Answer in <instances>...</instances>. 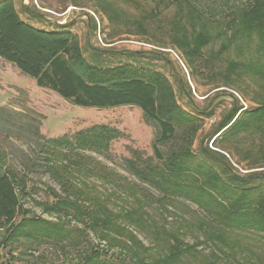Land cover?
I'll return each mask as SVG.
<instances>
[{
    "label": "rangeland",
    "instance_id": "1",
    "mask_svg": "<svg viewBox=\"0 0 264 264\" xmlns=\"http://www.w3.org/2000/svg\"><path fill=\"white\" fill-rule=\"evenodd\" d=\"M14 1L21 17L36 26L57 29L69 25L67 30L76 34L83 55L94 64L142 65L166 77V89L172 92V99L168 97L166 102L174 100L197 118L193 129L178 126L176 136L161 146L166 155L187 148L200 158L204 148L221 152L230 164L227 170H218L227 180L230 174L246 175L264 169L260 167L264 165V136L249 130L228 140L226 132L215 141L221 133L215 134L221 124L228 119L230 126L244 112L259 108L264 96V81L257 73L241 65L232 66L245 59L238 48L240 44L248 47L246 35L237 41L231 31L227 34L230 37L222 31L219 36L210 35L219 33L225 25L210 26L207 32H202L201 23L188 13H179L170 0ZM193 1L211 18L223 14L230 2L236 5L245 2ZM29 9L41 14L42 19L30 17ZM260 56L263 57L254 51L251 57L255 60ZM97 124H106L120 135L112 139L108 148L93 144L81 147L77 134ZM51 138L63 140L52 143ZM156 138L157 127L145 120L140 108L76 107L55 92L38 87L32 78L0 58V159L5 169L23 179L25 189L19 187L18 193L27 218L58 223L72 232V237L62 243L21 237L0 249V262L81 264L85 254L99 249L104 251V264H131L124 245L114 247L115 241L108 242L104 231L89 228L69 208L53 206L55 199L68 195L70 188L66 182L82 185V180L91 184L105 198L108 208L119 214L138 205L129 184L140 186L146 193L143 198L139 196L147 220L151 219L149 226L156 222L158 230H168L188 244L195 243L213 260L215 255L222 256L216 246L205 242L209 239L201 222L212 219L210 214L186 197L174 195L175 192L164 199L167 194L163 190L144 182L134 172L131 159L169 171L154 152ZM185 181L190 183L189 179ZM117 220L151 248L148 261L159 255L161 242L153 234L155 226L147 229L125 217ZM3 233L1 230L0 243ZM256 236L252 231L244 234L248 242H253ZM261 246L256 252L264 261V243ZM226 252L231 254L227 258L233 264L243 260L244 264H260L257 256L247 251L234 254L226 249ZM193 264L206 263L197 258Z\"/></svg>",
    "mask_w": 264,
    "mask_h": 264
},
{
    "label": "trees",
    "instance_id": "2",
    "mask_svg": "<svg viewBox=\"0 0 264 264\" xmlns=\"http://www.w3.org/2000/svg\"><path fill=\"white\" fill-rule=\"evenodd\" d=\"M131 1L139 3L137 0ZM170 2L179 13H188L201 23L202 32L210 26L218 28L225 25L226 28H222L219 33L210 35L217 36L222 31L230 37L227 34L231 31L236 34L233 37L236 41L238 37L246 35L248 47L240 44L238 48L239 53L245 54V59L232 66L236 68L241 65L246 70L250 68L264 81V0H245L237 5L230 2L227 7L223 6L226 10L218 18L206 16L193 0ZM30 11V17L42 19L41 14ZM68 27L69 25H63L57 29H47L36 26L21 17L14 0H0V58L32 78L38 87L55 92L76 107L101 110L123 106L140 108L145 120L157 127L154 152L169 171H162L155 164L137 163L135 159H131L134 172L144 182L163 190L167 194L163 196L164 199H169L175 192L174 195L186 197L210 214L212 219L201 222L209 239L205 242L216 246L222 256L215 255L213 260L210 255H204L195 243L188 244L168 230H158L156 222L149 226L151 219L147 220L148 214L140 204L141 197H145L146 193L133 183L129 184L130 192L138 205L131 206L123 214L109 209L105 198L85 180L81 181L82 185L66 182L70 188L66 187L68 195L55 199L53 206L69 208L75 217L87 222L89 228L104 231L108 242L115 241L114 247L124 245L130 254L131 264H193L197 258H201L206 264H233L227 258L231 254L226 249L234 254L237 251H247L257 256L258 263L264 264L263 258L256 252L264 243V169L246 175L230 174L227 180L218 170H227L230 164L221 152L204 148L201 153L203 158H200L187 148L166 155L161 146H165L176 136L178 126L186 125L193 129L197 120L193 114L176 105L174 100L166 102L168 97L172 99V92L166 89V77L142 65L94 64L85 58L76 34L67 30ZM256 42L257 47L253 48ZM254 51L258 57H263L254 60L251 57L254 56ZM98 58L101 60L100 56ZM261 99L259 108L244 112L230 126L228 119L221 124L215 132H221L215 141L226 132L228 140L249 130L264 136V96ZM119 135L120 132L114 128L97 124L81 130L76 139L83 148L89 144L108 148L112 139ZM62 140L50 139L52 143ZM260 167L264 168V165ZM183 179H189L190 183ZM19 187L25 189L23 179L15 172L5 169L0 159V231H4L1 250L21 237L55 240L60 243L72 237L71 230L62 228L58 223L27 218L18 193ZM120 217L129 219L138 227H156L153 234L161 242L159 255L148 261L150 258H147V253L151 248L137 238L135 231L122 226L117 220ZM250 231L258 235L253 242H248L244 237ZM103 252L96 249L91 254H85L81 264H104ZM236 263L244 264L245 261Z\"/></svg>",
    "mask_w": 264,
    "mask_h": 264
},
{
    "label": "crops",
    "instance_id": "3",
    "mask_svg": "<svg viewBox=\"0 0 264 264\" xmlns=\"http://www.w3.org/2000/svg\"><path fill=\"white\" fill-rule=\"evenodd\" d=\"M36 25V24H35Z\"/></svg>",
    "mask_w": 264,
    "mask_h": 264
}]
</instances>
